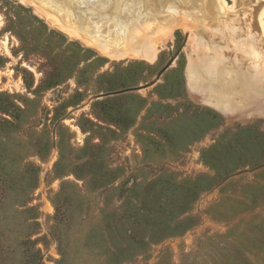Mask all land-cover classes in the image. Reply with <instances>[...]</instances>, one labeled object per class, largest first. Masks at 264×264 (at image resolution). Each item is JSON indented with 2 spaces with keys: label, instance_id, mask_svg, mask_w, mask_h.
Segmentation results:
<instances>
[{
  "label": "rangeland",
  "instance_id": "1",
  "mask_svg": "<svg viewBox=\"0 0 264 264\" xmlns=\"http://www.w3.org/2000/svg\"><path fill=\"white\" fill-rule=\"evenodd\" d=\"M101 1L0 0V264H264V0Z\"/></svg>",
  "mask_w": 264,
  "mask_h": 264
},
{
  "label": "bare ground",
  "instance_id": "2",
  "mask_svg": "<svg viewBox=\"0 0 264 264\" xmlns=\"http://www.w3.org/2000/svg\"><path fill=\"white\" fill-rule=\"evenodd\" d=\"M25 1L29 2V4H31L33 7H35L56 28H58L59 30H61L65 34L69 35L71 38H75V39L79 40L80 42L86 44V46L93 47V48H95V50L103 52V54L104 53H106V54L110 53L108 51L110 49L106 50V48L104 46H101V45L99 46L98 44H95L93 42V40H92L93 37H88L87 36L89 31L91 32V28L87 24V22H84L85 23L84 25L81 23L82 22L81 18L84 17V14L86 15V17H88L90 15H94V14H99L96 11V9L86 5V3H87L86 0H39L41 2L40 4H42V6H43V4H46L47 6L55 5L58 8H60V12L62 14V17L64 16L65 20L68 23L73 24V27H69L67 24L63 23V21H61L55 15H53L49 11L45 10L43 7L39 6L38 4L32 2L31 0H25ZM94 1L95 0H89L88 3L90 4L91 2H94ZM110 1L111 0H102L101 3H103L104 6L110 7L109 12L113 13V12H115V8L117 7V4H118L119 0H115L116 1L115 5L111 4ZM111 15H113L115 17V20H116L117 23L123 24V19L121 18V16H119L118 14H111ZM263 16H264V8H262V10L259 13V20L262 21L263 20ZM84 29L87 30L88 32H85ZM117 29H119V28H117ZM91 36H93V35H91ZM109 42H111V41H109ZM261 46H262V48H264V40H262ZM119 52H117V53H119ZM148 52H150L153 55L155 53V50L152 49V48H148ZM109 55L113 56V54H111V53ZM115 55H117V54H115Z\"/></svg>",
  "mask_w": 264,
  "mask_h": 264
}]
</instances>
